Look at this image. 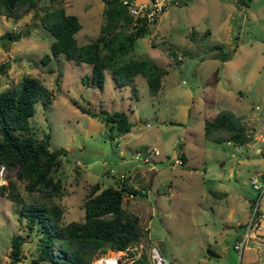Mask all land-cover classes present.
Masks as SVG:
<instances>
[{"label":"rangeland","instance_id":"rangeland-1","mask_svg":"<svg viewBox=\"0 0 264 264\" xmlns=\"http://www.w3.org/2000/svg\"><path fill=\"white\" fill-rule=\"evenodd\" d=\"M69 2L67 11L82 24L78 42L95 38L103 1ZM32 13L0 14V91L29 73L53 92L47 106L36 104L29 123L37 137L50 133L51 150H65L52 172L62 183L58 201L65 208L63 219L83 217L87 185H119L117 174L123 172L124 179L140 189L138 194L125 193L123 201L146 229L139 242L147 251L156 246L163 264H264V206L255 224L250 198L256 191L249 182L264 165V0H183L167 7L127 53L148 54L168 68L158 96L149 94L141 75L132 84L118 86L106 69L102 87H95L82 81L90 73L84 62L60 54L43 63L54 36ZM5 31L27 34L10 40L1 37ZM217 43L221 48H210ZM235 43L231 58L212 56L230 52ZM168 48L176 51L174 57L168 56ZM72 99L96 110L102 103L109 111H125L130 130L118 134ZM225 109L243 117L253 134L250 141L235 144L205 136L204 118ZM151 147L159 151L155 167L133 159L135 150ZM182 149L187 163L172 164L169 157ZM0 171L14 177V170ZM18 208L0 191V264H8L13 235L23 239L22 258L16 264L28 263L37 253L39 234L29 230ZM243 236L246 242L239 252L234 244ZM208 247L218 255L209 254Z\"/></svg>","mask_w":264,"mask_h":264},{"label":"trees","instance_id":"trees-1","mask_svg":"<svg viewBox=\"0 0 264 264\" xmlns=\"http://www.w3.org/2000/svg\"><path fill=\"white\" fill-rule=\"evenodd\" d=\"M248 0H237L247 4ZM103 20L97 36L88 42H78L75 34L82 27L79 17L67 11L66 0H0V14L13 15L19 10L33 9L32 17L48 29L54 36L50 44V53L41 57L43 63L52 56L63 54L66 59L76 63L84 62L90 67V73L82 77L88 85L102 87L104 71L110 70L115 85L132 84L138 75L144 76L151 96L163 91V78L168 68L158 63L148 54L127 56L135 46L136 40L150 31L151 23L143 20L133 24V16L121 0H103ZM20 31H5L2 38L19 40ZM221 43L210 46L221 48ZM237 47L232 50L215 53L212 56L222 60L231 58ZM169 57L176 51L168 48ZM3 66V63H2ZM1 72V70H0ZM218 70L213 71V80H217ZM55 81L59 84V77ZM53 98V92L35 75L26 73L14 84L0 91V167L14 170L4 176L0 191L15 202L18 213L26 219L29 230L38 232L37 253L28 263L37 264H94L95 257L107 249L122 250L139 242L146 229L139 215L123 205L124 194H138L129 178L121 179L119 185H101L96 181L86 186L81 219L65 221L64 206L58 201L62 193V183L54 178L52 172L60 164V155L65 150H51L50 133L44 132L37 137L31 129L29 117L35 106L41 102L47 106ZM83 112L99 116L115 129L118 134L130 130L131 123L123 110L109 111L102 103L98 110L78 104ZM204 134L215 141H231L235 144L247 143L253 134L245 125L243 117L231 110H220L214 116L204 118ZM184 159L183 153H181ZM23 184V191L20 184ZM251 199L252 206L254 200ZM260 210L256 212L259 215ZM254 215V217L256 216ZM252 222L250 225H252ZM259 218L255 217V224ZM243 225H239L242 228ZM23 239L19 235L11 238L8 264H16L22 258ZM208 253H218L208 247ZM132 264H149L146 252Z\"/></svg>","mask_w":264,"mask_h":264},{"label":"built area","instance_id":"built-area-1","mask_svg":"<svg viewBox=\"0 0 264 264\" xmlns=\"http://www.w3.org/2000/svg\"><path fill=\"white\" fill-rule=\"evenodd\" d=\"M127 7L129 13L133 16V24L138 21H145L151 23L154 19H157L164 10L171 5H180L183 0H121ZM159 151L155 147L135 150L133 159L141 162L145 165H151L154 167V159L158 155ZM169 160L173 161L172 164H183L181 152H178L175 156L169 157ZM4 167V166H2ZM112 170V169H111ZM113 172V170H112ZM117 176L121 179L125 177V173L120 172ZM4 181V176L0 171V184ZM251 186L256 191V198L252 204V217L257 211L261 210L264 206V165L258 173L251 174L249 177ZM251 217V219H252ZM249 221L248 226L251 223ZM246 242V237L243 236L238 242L234 244V247L241 252ZM110 251V252H108ZM107 252L98 254L94 259V264H132L137 260L142 252H146L149 264H163L162 256L159 249L156 246L150 247V251H147L142 242H137L131 246L122 250L109 249Z\"/></svg>","mask_w":264,"mask_h":264},{"label":"crops","instance_id":"crops-1","mask_svg":"<svg viewBox=\"0 0 264 264\" xmlns=\"http://www.w3.org/2000/svg\"><path fill=\"white\" fill-rule=\"evenodd\" d=\"M70 0H66V8H67V4H69L70 2H69ZM103 1V0H102ZM158 22V21H157ZM156 22V23H157ZM150 29H151V26H150ZM78 32V31H77ZM76 32V33H77ZM75 36H76V34H75ZM77 38V37H76ZM78 40V39H77ZM169 56V55H168ZM180 57V56H179ZM170 59V58H169ZM171 60V59H170ZM211 116H214V115H211ZM233 143V142H232ZM181 153H183V156H184V159H183V164H181V165H184V164H186L187 163V161H188V157H187V155L185 154V151L182 149L181 150ZM155 167V166H154ZM143 174V173H142ZM252 198H250V200H251Z\"/></svg>","mask_w":264,"mask_h":264}]
</instances>
